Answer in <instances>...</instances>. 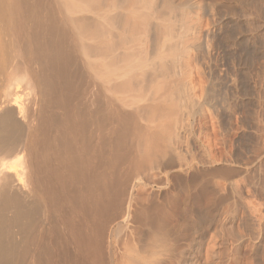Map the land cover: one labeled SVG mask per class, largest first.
I'll return each instance as SVG.
<instances>
[{
  "label": "bare ground",
  "instance_id": "1",
  "mask_svg": "<svg viewBox=\"0 0 264 264\" xmlns=\"http://www.w3.org/2000/svg\"><path fill=\"white\" fill-rule=\"evenodd\" d=\"M187 1L0 0V264H175L160 196L132 192L165 153L136 111L156 78L136 83Z\"/></svg>",
  "mask_w": 264,
  "mask_h": 264
},
{
  "label": "rangeland",
  "instance_id": "2",
  "mask_svg": "<svg viewBox=\"0 0 264 264\" xmlns=\"http://www.w3.org/2000/svg\"><path fill=\"white\" fill-rule=\"evenodd\" d=\"M189 1L177 55L136 83L156 78L136 111L165 153L131 169L132 192L160 196L175 264H264V0Z\"/></svg>",
  "mask_w": 264,
  "mask_h": 264
}]
</instances>
